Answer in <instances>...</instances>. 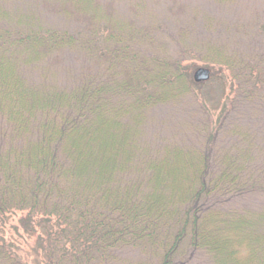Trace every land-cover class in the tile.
<instances>
[{
	"label": "trees",
	"instance_id": "obj_1",
	"mask_svg": "<svg viewBox=\"0 0 264 264\" xmlns=\"http://www.w3.org/2000/svg\"><path fill=\"white\" fill-rule=\"evenodd\" d=\"M6 1L0 0V264H28L2 231L14 214L34 237L35 264H107L132 248L151 264L194 257L264 264V205L233 200L264 195V126L232 124L226 146L217 137L234 113L242 121V107L264 111V43L189 42L191 28L176 24L187 5L177 0L163 8L171 28L151 14L156 24L136 26L139 5L121 19L112 0ZM49 15L79 26L56 27L45 21ZM72 51L87 64L69 75L63 64ZM198 61L220 71L234 94L225 95L217 120L201 122V150L133 148L127 134L137 136L148 110L193 96L199 83L189 70Z\"/></svg>",
	"mask_w": 264,
	"mask_h": 264
},
{
	"label": "rangeland",
	"instance_id": "obj_2",
	"mask_svg": "<svg viewBox=\"0 0 264 264\" xmlns=\"http://www.w3.org/2000/svg\"><path fill=\"white\" fill-rule=\"evenodd\" d=\"M112 1L115 3L114 6L117 12H119L118 15L121 19H127L129 17L128 15H131V12L134 13L133 8H137V5L140 6L134 21L136 26L150 25L155 22L154 20L158 19V22H160L162 19L165 23L164 25L171 28L172 22L166 20L167 15H164L163 10L164 5L170 0ZM6 2H12V0ZM23 2L24 0H20L19 3L22 4ZM177 2L187 5L184 8L185 12L183 16L178 17L182 21L177 20L176 24L177 26H184L186 28L189 26L191 28L192 36L189 42L195 41L194 38H207L211 41L215 38L224 40L227 44L233 46L240 37H245L246 41H248L247 43L253 41L255 46L264 43V0H177ZM242 14H244V17L241 18ZM149 15L154 20L151 21L148 17ZM45 21L67 30H74L79 26V23L75 20L62 19L54 15H49L47 18L45 16ZM188 21L190 22L188 23ZM259 26H261L262 31H258ZM213 28H217L220 35L216 33L212 34V30L210 29ZM254 29L256 33L253 31ZM252 35L254 36L251 37ZM168 45L172 46L170 43ZM171 46L167 51L171 50ZM242 49L244 50L245 48L242 47ZM153 50L160 55L166 52L159 49L157 45H155V49L153 48ZM66 55L68 56L65 58L63 67L66 68L69 66V75H72L73 72L74 74L80 72L87 64L83 56L78 52L72 51L66 53ZM202 64V62L198 61L189 70L191 79L193 71L196 68L205 67ZM206 68L210 71L209 79H206L205 82H199V85L193 88V96H190V99L179 102L174 101L173 103L153 107V109L148 110L144 121L142 119L136 123L134 132L137 133V136L135 134H127V137L135 138L134 144L127 145H131L133 148H137L142 152H147L149 149L150 154L164 151L163 148L168 146H176L180 149H191L192 151L195 149L201 150L202 146L200 144L204 140L201 138L203 134L200 137L198 131V129H201V122L204 120H209L210 122L211 120H217L220 112L218 109L223 100L226 99L225 95L227 93L230 97L234 95L229 89L228 83L225 84L222 81L220 71L214 72L209 67ZM222 72L227 77V72L225 70ZM60 74L64 75L65 73L61 72ZM235 95L237 94L235 93ZM241 109L244 110L242 121L239 123L235 121L236 114L234 113V118L231 120L229 117L228 123H225V127L221 128L218 132L217 137L221 146L232 143L233 140L229 138L231 134V130L229 129L233 126L232 124H235L234 126L237 124L244 125L241 127L245 129V126H248L250 129L247 128L246 130L257 129L256 127H259V124L260 126H264V120L258 123L262 116H264L262 106L258 109H253L252 106L249 108L242 107ZM129 126H135V122L131 119ZM233 147L235 148V145ZM228 148H231V151L234 150L232 147L225 149ZM216 150L218 151L219 149ZM176 164L181 166L182 159H177ZM233 200L235 204L247 205L253 209L264 205V195L257 193L244 196L240 199L234 198ZM232 203L230 202V204ZM18 223L19 216L17 214L11 215L8 223L2 229L4 236L8 242L11 240L14 243L19 250L18 253L21 258L25 259L28 264H35V257L30 252V249L34 246V237L24 232L18 226ZM39 231L35 232V234L39 233ZM148 260L152 259L141 256L139 251L132 248L121 251L118 259L107 262V264H151L147 262ZM187 264L208 263L201 259V257H194V260H189Z\"/></svg>",
	"mask_w": 264,
	"mask_h": 264
},
{
	"label": "water",
	"instance_id": "obj_3",
	"mask_svg": "<svg viewBox=\"0 0 264 264\" xmlns=\"http://www.w3.org/2000/svg\"><path fill=\"white\" fill-rule=\"evenodd\" d=\"M210 71L205 67H198L193 71L192 79L195 83L205 82L209 79Z\"/></svg>",
	"mask_w": 264,
	"mask_h": 264
}]
</instances>
